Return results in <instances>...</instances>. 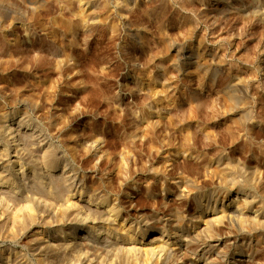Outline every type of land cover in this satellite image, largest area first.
<instances>
[{"label":"rangeland","instance_id":"obj_1","mask_svg":"<svg viewBox=\"0 0 264 264\" xmlns=\"http://www.w3.org/2000/svg\"><path fill=\"white\" fill-rule=\"evenodd\" d=\"M12 1L17 12L4 9L0 15V121L17 127L25 117L19 136L31 139L26 147L36 151L33 159L58 145L53 136L64 122L102 142L95 144L102 169L89 175L110 188L125 186L114 181L111 168L121 166L134 176L123 189L130 193L137 191L130 189L132 182L137 187L157 177L175 160L181 178L171 182L197 178L180 186L184 196L169 208L178 205L190 217L197 203L190 188L197 184L206 190L201 204L210 191L220 198L214 211L246 197L257 200L250 210L263 209L264 0H233L236 6L223 0H39L34 10ZM207 68L216 73L209 75ZM232 79L233 94L226 89ZM73 109L81 113L74 122L64 114ZM40 110L48 112V121ZM33 126L49 143L33 135ZM217 152L233 170L216 168ZM88 203L90 213L104 206ZM238 205L243 219L222 212L215 222L228 225L236 239L255 238L248 250L256 255L246 264L264 261V244L250 227L258 217ZM8 206L10 212L0 206V220L24 210Z\"/></svg>","mask_w":264,"mask_h":264},{"label":"bare ground","instance_id":"obj_2","mask_svg":"<svg viewBox=\"0 0 264 264\" xmlns=\"http://www.w3.org/2000/svg\"><path fill=\"white\" fill-rule=\"evenodd\" d=\"M19 1L30 10H34L39 3V0ZM223 1L227 5L236 6L233 0ZM17 6L12 0H0V15L4 9L16 13ZM206 71L209 75L216 73L213 68H207ZM232 81L233 79L226 86L231 94L234 93L236 86ZM33 107L37 108L36 105ZM77 111L73 109L64 114L68 118L71 117V121L74 122V119L81 115ZM44 113H40L43 120L48 118L46 115L48 112ZM24 118L17 121V127L12 123L6 124L9 120L0 121V206L6 210L4 212H10L8 206L10 202L15 204V207L20 205L18 207L24 209L20 214L14 211L13 220L11 218L0 220V240L3 242L0 247V264H246L256 255V252L248 250L253 244L254 237L236 239L230 230L225 229L227 224L220 227L221 224L215 222L222 220V212L233 218L240 216L242 211L238 204L241 202L248 211L253 210L255 214L252 217H258L252 218L255 222L250 224V227L254 229L253 231L259 232L258 239L264 244V205L262 210L260 208L250 210L256 199L245 196L246 199L240 198L229 207L214 211L213 207L221 203L220 198L215 192L210 191L209 200L201 204L202 200H205L206 190L196 184L190 188L197 203L194 213L189 217L178 205L169 208V203L175 198H182L184 194L180 186L188 183L190 179L196 180L197 176L190 174L188 181L181 179L176 184L171 182L170 178H181L180 171L174 166L175 160L170 163L172 165L170 169L164 167L166 169L163 170L161 166L159 169L164 172H159L157 177L154 176L137 187L134 183L136 181L132 182L130 189L135 188L137 191L124 192L123 189L134 176L121 166L111 168L115 172L112 174L114 181H118L120 186L125 185L121 189L110 188L107 186L108 183L106 185L99 178L98 181L94 180V173L90 174L93 178V181H90L92 179H89L90 169L95 173L102 169L97 164L102 158V152L100 155L95 146L101 145L102 142L100 143L98 139H87L82 134L84 131L81 132L80 129V132L70 130L68 123L59 122L62 126L59 125V131H55L57 133L53 136L59 139V143L56 141L58 145L55 148L46 147L41 160L33 159L36 157V151L33 154V151L26 147L31 139H25L22 134L19 136L20 128L27 127L28 121ZM61 119L62 117L59 120ZM11 120L14 121V117ZM34 127L31 128L34 136L38 132L36 136L39 139L42 138L43 141L48 139L39 132V129L34 130ZM62 149H66L67 152ZM27 150L32 152L31 160L26 158ZM222 154L217 152L214 155L216 168L233 170V165L224 162L225 156ZM117 164L120 165V162ZM156 170L154 172H157ZM242 170L245 168L238 166V171ZM39 171L42 172V177ZM44 172L47 174V180H44L46 179ZM50 172L56 173L51 175ZM19 178H24L25 181ZM157 178H160L158 179L160 181H157ZM138 195L139 200H136ZM3 198H6L9 204L5 202L6 200L3 203ZM90 200L103 203L104 206L92 208L96 211L92 210L90 213L88 203ZM146 206L152 207L151 212L144 211ZM157 206L158 209L155 208ZM132 210L134 211L131 212ZM251 264H264V261H254Z\"/></svg>","mask_w":264,"mask_h":264}]
</instances>
